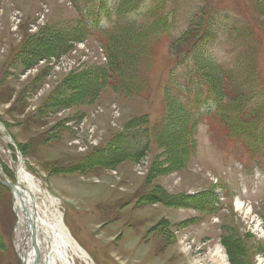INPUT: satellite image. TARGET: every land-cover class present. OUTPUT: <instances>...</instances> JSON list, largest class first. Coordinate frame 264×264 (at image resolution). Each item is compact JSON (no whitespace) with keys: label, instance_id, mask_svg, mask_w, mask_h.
<instances>
[{"label":"rangeland","instance_id":"rangeland-1","mask_svg":"<svg viewBox=\"0 0 264 264\" xmlns=\"http://www.w3.org/2000/svg\"><path fill=\"white\" fill-rule=\"evenodd\" d=\"M256 76L264 0H0V177H33L75 264H264V136L228 134L208 86L229 105ZM12 198L0 185V264H21Z\"/></svg>","mask_w":264,"mask_h":264},{"label":"trees","instance_id":"trees-1","mask_svg":"<svg viewBox=\"0 0 264 264\" xmlns=\"http://www.w3.org/2000/svg\"><path fill=\"white\" fill-rule=\"evenodd\" d=\"M147 36L148 35H144V38H146ZM108 42L109 45L107 46V48L113 47L115 45V41L110 37L108 38ZM199 76L201 75L197 74L195 76L192 75L190 77L191 84L189 88L195 86L194 79L195 77H199ZM219 76L222 79L221 80L222 83L224 79H230L232 75L230 74L229 70L225 69L223 74L221 73ZM203 80L207 81L209 80V78L208 77L203 78L202 82L198 85L200 94L194 96L195 100L202 99ZM259 80L264 81V77H261V79H259L257 76L253 78L254 85L257 86ZM244 81L245 83H240V81L238 80L237 84L233 83L229 87L228 92L225 95L226 97H229V99L232 101L231 104L229 105L224 104V101L221 98L223 92V84L220 83V86L216 88H212L208 84L210 91L214 93V98L212 100H214L218 104L219 116L223 121V123L227 126L229 133L238 135V137H243L251 134L255 135L259 133V135L263 137L264 136V91L256 92L254 87L251 86L252 85L251 79H245ZM232 94H234V97H232ZM255 97L257 98V100L254 102ZM174 99L178 103H181L182 105H189L187 101L181 102L176 98ZM220 103L222 104V106L220 105ZM185 109L188 111L189 108H185ZM241 113L246 114L248 116L247 120L249 123L252 124L251 126L247 128H243L242 124L235 121L234 116L241 115ZM190 118L194 122L190 132V136L193 137L192 129L194 126L198 125L199 119H197L194 115L190 116ZM193 145L194 143H191V148L188 150L189 154H191ZM145 150H146V146L141 151L137 152V154L125 153L123 154V157L121 159L124 158L126 159L128 157L134 159L138 158L139 156H143L147 152L148 147L147 150L146 151ZM178 156L181 157L182 160H184L181 154L180 155L178 154Z\"/></svg>","mask_w":264,"mask_h":264},{"label":"bare ground","instance_id":"bare-ground-1","mask_svg":"<svg viewBox=\"0 0 264 264\" xmlns=\"http://www.w3.org/2000/svg\"><path fill=\"white\" fill-rule=\"evenodd\" d=\"M20 168L21 166L19 167V169ZM23 172L24 171L21 170L19 171L20 174H22ZM18 179L19 182H21V185H23L22 183L27 182L26 186H23H25L28 191H26L25 188L21 186V191L23 192L26 201V208H28V205H30L31 210L35 211L37 209L39 212V228L41 229V234H44L43 239L45 241V246L48 245L47 254L49 255V258H47V264H59V261L61 262V264H75L74 257H72L70 254V249L75 252V255H78L87 260V254L82 251V249L79 247L80 245L78 246L75 243V241L71 238V234L68 231L67 227H65V224L62 223L63 216L61 215V213L55 210L56 212H52L50 217L48 211H43V209L37 205L35 193L31 192L30 188H34L39 192L42 191L37 187V185H35V181L32 179V177L28 174H24L21 175V177L18 176ZM32 199L35 203L32 202ZM52 200L54 199L52 198ZM238 208L241 209L240 206H238ZM24 211H26V209L23 210L22 213H24ZM42 212H44V214ZM68 246L70 248H68Z\"/></svg>","mask_w":264,"mask_h":264},{"label":"water","instance_id":"water-1","mask_svg":"<svg viewBox=\"0 0 264 264\" xmlns=\"http://www.w3.org/2000/svg\"><path fill=\"white\" fill-rule=\"evenodd\" d=\"M5 184L7 186H10V187L14 188V186L12 184H10V183L5 182ZM32 226L34 228V230L32 232V241H33V244H34V249H35V251L37 253V259L34 261V264H37L38 261H39V259H40V256H41V254H40L41 252H40V249H39V247L37 245V241H36V230H35V227H34V224L33 223H32Z\"/></svg>","mask_w":264,"mask_h":264}]
</instances>
